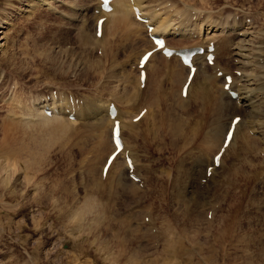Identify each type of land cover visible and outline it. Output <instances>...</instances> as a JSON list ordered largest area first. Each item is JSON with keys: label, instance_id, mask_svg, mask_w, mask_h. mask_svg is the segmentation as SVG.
<instances>
[{"label": "rangeland", "instance_id": "obj_1", "mask_svg": "<svg viewBox=\"0 0 264 264\" xmlns=\"http://www.w3.org/2000/svg\"><path fill=\"white\" fill-rule=\"evenodd\" d=\"M81 1L0 0V37L6 35L0 38V264H264V137L246 133L244 128L236 149L226 157L223 167H217L215 177L223 176L224 182L217 183L215 177L202 182L204 163L211 159L219 129L233 113H249L235 102L222 109L214 106L215 100H226L218 87L211 90L212 97L209 94L188 105L181 96V85L179 90L178 85L172 88L174 93L168 92L166 85L159 87L153 114L148 120L143 116L134 120L133 131L137 130L139 138L136 152L140 158L145 153L152 168L147 177L150 189L146 190L137 184L108 183L107 176L100 181L96 170L112 145L106 117L101 123L93 117H79L64 128L57 119L32 120L28 115L26 106L33 105V95L54 87L82 95L85 106L93 100L105 108L113 99L126 115L136 113L145 102L144 95L133 96L135 57L145 48L144 41L120 26L107 37L114 41L109 52L107 39L96 47L95 5L83 14V27L77 8ZM176 1L206 14L218 11L220 20L231 17L230 12L223 17L224 10L256 11V20L264 22V0ZM150 2L155 0H144L143 4ZM234 13L241 15L239 19L236 16L238 22L246 16L241 11ZM246 22L249 24L248 18ZM258 25L264 29V24ZM213 32L217 31L212 28L203 37ZM87 33L92 43H88L91 38ZM176 37L171 40L179 41L178 45L185 40ZM212 37L224 40L220 34ZM258 37L264 41L263 36ZM228 58L221 63L226 61L223 66L230 71L239 63ZM164 75L166 81L168 75ZM128 76L131 83L125 81ZM126 119L131 123L130 117ZM161 120L165 123L161 129L164 139L151 128ZM206 130L216 133L211 131L207 139ZM209 208L213 209L212 217ZM146 214L153 218H149L150 223L143 221ZM176 240L184 241L185 249Z\"/></svg>", "mask_w": 264, "mask_h": 264}, {"label": "bare ground", "instance_id": "obj_2", "mask_svg": "<svg viewBox=\"0 0 264 264\" xmlns=\"http://www.w3.org/2000/svg\"><path fill=\"white\" fill-rule=\"evenodd\" d=\"M101 2H102V0H97V2H95V1L92 2L91 0H82L81 3H77V6H78L77 8L80 10L79 11V15L80 16L82 15V17L80 19V22L82 23L81 25L83 27H84V25H83L84 24L83 23V21H84L83 20L84 19L83 18V14H85L90 7L95 5L94 10L92 9V12H95L94 15L97 16V18L95 16V18H96L95 19V26L93 25L94 26L93 28H94V31H95V32L93 31L94 39H96L95 35H96V32H97V24H98L99 17H101L103 15H107L106 19L103 22V30H104V33H103L104 38H103V40L104 41L107 39L108 36L112 37V34H115V32H117V29L120 26H125L124 30H127L128 35L131 34L132 36H135L139 40L141 39V41L142 40L144 41L143 45H145V48H143V51L140 52V54H138L135 57L136 58V60H135L136 62L134 63L135 64L134 65V70H135V73H137V74H135L137 76L136 77V81H135V82H137V84L135 85V89L133 91L134 92L133 96H135V98H138V96H140V95H144V97L142 99H143V101H145L148 104L147 105L148 109H147L146 113L143 115V120L144 119L148 120L149 116H151L153 114V112L155 110L153 105L157 102V99H158L157 98V96H158L157 89L159 87H160V89L161 88L164 89L165 85H166L167 91L168 90L172 91V88L174 90V86H176V85H178V88L177 87L176 88L179 90V86L181 85L180 86L181 96L183 97V100L184 99L188 100L187 101V105H188V102H191V101L195 102V101H199L203 97L204 98L208 97L210 92H211V90H216V88L218 87V91L220 92L221 95L223 94V97H225L226 100L223 99L222 97L220 99L217 98L218 100L217 101L215 100L216 103L213 101V103H215L214 106L217 107V105H219V107H221V109H222L224 107L225 108L231 107V103L234 104L233 102H235V103L237 102L238 104L242 105V107H244V109L248 110L249 113L247 115L243 116L242 118H240L239 122L236 124L235 129L233 131V138L231 139L230 143L228 144V146L224 150V154L222 156V160H221L220 164L219 165H213L214 164V156L217 153V151L221 148V146L223 145V143H224V141L226 139V134H227V132H228V130H229L231 124H232V121H233L232 119H233L234 116L239 115V113L238 114L237 113H235V114L233 113V115L230 117L228 123L226 122L227 124H225L222 128L219 129L220 130L219 138L217 140L216 146L213 149V154L211 156V159H210V161H207V162L204 163L205 164L204 168H205V174L206 175H208L207 174V172H208L207 171V167L210 166V165H213V172H212L211 177L209 178V180L214 179V177L218 173L217 171L220 169V168H217V167H219V166L223 167L224 162H226L225 161L226 157L230 153L232 154V152L236 149V147H237L236 144H237V141H238L239 134L243 133V129L244 128H245L244 130L246 131V133H247L248 130L252 129V130H255V132L258 133V135L261 138L264 137V70H262L263 69L262 67H264V51H263V48H264V43L263 42L264 41L262 40L263 41L262 42V41L257 40L258 35L259 36L261 35V36L264 37V29L262 30V28H261V30H260L259 26L254 27L253 24H248V26L246 27L245 24L243 23L244 20L242 18L239 20V22L236 20V16L238 15V13H236V14L234 13L233 16H231L232 14H229L228 18L230 16L231 17L229 19H227V20H226V18H227V16H226L227 14H226L225 15L226 18H225V20H223V22L222 21H218L215 24H212V25H217L219 22H221V24H220L221 26H217L218 27L217 29H221V31L219 33L220 34V38L224 37V40H222V41L219 40V41H221V46H220L219 41H217L211 35L209 38L206 37L207 39L201 38L200 40H197L195 42V43H201L206 48H208L210 39H213L215 44H216V47H215V50H214L215 54H216L215 55V61L213 63H209L208 62V59L206 58V55L208 54V50L207 49L203 53H198V54L194 55L193 59L195 60V63L197 64V69H196V71L194 73L195 75H194V77H193L192 81L190 82L189 87L187 89L188 90V94L186 96H184L182 88H183V84L188 79V76H189L188 73L190 71V67L183 62V60L180 58V56H177L176 54H173L170 57H168L161 50H155L149 56V58L147 59L148 61H147L146 65H145L146 76H147L146 84H145L146 88H142L141 87V76H140L141 68L139 67L140 57L148 49L153 48V47L156 46V44L152 40V37L149 35L148 24L149 23L150 24L154 23L153 32L160 31L161 32L160 34H162V33L166 34V32H170L169 29L167 30L168 26L171 24L170 16H166V17H163L161 19L162 14L156 12V10L152 11V12H147L146 10L143 11V5L142 4H143L144 0H112L111 3L113 5V9L110 10V11H106V10L102 9ZM209 2H210L209 0H206V4L209 3ZM135 4L140 7V9H141V11H142L144 16L145 15L148 16V21L144 22L142 20H139L136 17V15L134 14V10H133V7H134ZM183 6H184V4H183ZM98 7H99V10H98V12H96ZM74 8H76V7H74ZM179 9L180 8H178L177 10H179ZM185 9L184 10L180 9V10H182L184 12ZM76 11L78 12V10H76ZM242 16H244V15H242ZM240 17H241V15H240ZM244 18H245V16H244ZM254 19L256 21L257 18L254 17ZM213 21H215V20L212 19L210 23H212ZM183 22H184V18L181 19L180 23H183ZM185 26H187L186 23L181 26V28H184V29H182L183 31L180 30L181 32H179V33H182V35H184V37H179L181 39H184V38L187 39L189 33H192L191 36L194 35L193 33H194L195 30H193V32H191V31H189L191 29V27H185ZM241 26H244V28L242 30H240ZM207 27L209 28V25ZM257 28L259 30H257ZM187 29H189V30L185 31ZM201 29H202V27H200V30ZM251 29H253V30H251ZM211 30L212 29H209V33H210ZM85 31H86V29H85ZM0 32H2V31H0ZM86 32L83 31V33H85L84 35H86ZM173 33H176V31H173ZM232 33L234 35H235V33H238L237 34L238 36L235 37L234 35L233 36L231 35L230 36L231 38H230L228 34H232ZM219 34H216L217 35L216 37H218ZM89 35H90V33L88 34V37H89ZM221 35L223 37H221ZM5 36L3 35L0 38L3 39ZM166 36H167V42L169 44L173 45L176 48L178 46H188L186 44L182 45L183 43L178 45L179 41L178 42H172L171 38L174 37V36H172V37H169L168 35H166ZM248 36H251V37L253 36V38L252 39L248 38ZM91 37H89V38H91ZM232 37H235V38H232ZM89 38L88 39L86 38L87 39L86 42H88ZM217 39H219V38H217ZM258 39H259V37H258ZM97 40H99V38ZM97 40H95V42ZM115 41H116L115 43L118 42L117 40H115ZM131 41H134V38H132ZM135 41H137V40H135ZM90 42L92 43V38H91V41H89L88 43H90ZM113 42H114L113 39H111L110 37L107 39V41H106L107 44L105 45V47H106V49H108V52L111 49L110 46L113 44ZM222 44H223V49H222ZM176 45H178V46H176ZM106 49H104V50L106 51ZM105 54H106V52H105ZM228 57H234V62L236 64L239 63L238 66L235 64L237 68H235V70H234L235 73L234 74L232 73L233 79L230 82V86H229L230 88L237 90V92H238L237 96H233L231 94V92H230V89L224 87L226 82H227V80H228L227 79V73H230V71L226 68L227 66L226 67L223 66L226 63V61L222 65V63H223L222 59L225 60ZM170 62H172V65L169 64ZM219 70L223 71L222 75L217 73ZM238 70H240V72ZM165 73H167V75H168V79H166V81L164 80V77H165L164 74ZM132 74H133V71H132ZM130 79H129V76H128V78H126L125 81H128L129 83H131ZM126 88L129 89V86L126 85ZM177 89H176V91H178ZM179 92H177L176 94L178 95ZM213 92H215V91H213ZM173 93H170V94L174 96ZM165 94H167V92ZM214 94L215 95H219V93H217V94L214 93ZM211 95L212 94H210V96ZM179 96H180V93H179ZM227 97L229 99H227ZM169 98H170V96H169ZM133 99L134 98L132 97V100ZM14 100L18 101V99H14ZM91 101L92 102H90L89 105L85 106L84 103L80 105L78 115L74 119L66 118V115H64L62 112L56 113L55 115H51V116L44 114L40 110V102H41V98L40 97L38 98V100L33 101V105L26 106V110L29 111L28 115L33 118L32 120L41 118V119H44V120H48V119L50 120L51 119V121H55V120H52V119H57V121L59 123H62L61 125L64 128H68L67 124H71V122L74 123V121H76L78 117L83 118V119H88L90 117H93L94 119L98 120L99 122H100V119L102 117H106L105 120L106 119L108 120L107 121V125H109V124L111 125L109 129H110V140H111V144L112 145L110 146L109 150H106L105 148H106L107 142H105L106 144H105L104 149L107 151V153L106 154L104 153L105 157L102 158V163L100 162V164H98L99 168L96 170V171L99 172L100 181L103 180L102 176L104 177L103 165L105 164V162H106V160L108 158V155L117 148V145L114 143V140H113V126H114L113 123H114L115 118L116 119L120 118L121 119V124H122V135H121V137H122V140L124 142V147L119 151V153L117 154V157L111 163V165H110V167L108 169V175L106 177L107 178L106 180H108V183H109V180H111V182H116V183L119 184V186H120V184L122 182H124L125 184L126 183H129V184L131 183L132 185L133 184L134 185L137 184L138 186H142L143 190L150 189V184L149 185L147 184V177H148L149 174H151V171H152L151 169L152 168L150 169V166H149L150 163L146 162L147 160L145 159L146 157L144 156L145 153L143 154L142 158H140L139 155H138L139 153L136 152L135 141L137 140L136 138H138V137H137V133L135 131H137V130L133 131V126H135V124L137 123V122L136 123L134 122V118L133 117L136 116L142 110V108H144L143 107L144 105L142 106V104H144L145 102L140 104V106L138 107L139 110L136 113L135 112H133V113L130 112L129 115H126L125 113H122V110L119 107V104L117 103L116 105H117V108H118V113H117V116L115 118H112L110 110H109V104H110L111 100L108 102V104H107V106H105V108L102 107L103 105L100 106L98 103H96V101H93V100H91ZM166 101L168 102V100H166ZM139 103H141V102H139ZM17 104L19 105V103H17ZM23 107L25 109V106H23ZM13 109L15 110L16 108H13ZM13 109L11 111H13ZM18 110H20V109H18ZM18 110H15V111H18ZM13 113H14V111H13ZM26 115H27V112H26ZM127 117L131 118V123H129V124H128L127 119H126ZM86 123H87V121H86ZM164 124L165 123H162V120H161V122H156V123L154 122V126H151L152 131L153 130L159 131V133L161 134V129L163 128ZM136 126H138V125H136ZM211 126H212V124H211ZM105 128H106V125H105ZM102 129L105 130L104 128H102ZM107 130H105V131H107ZM214 130H215V128H214ZM148 131L149 130L147 129V131H145V132H148ZM206 131H207L206 132L207 136L205 134L204 135L208 139V136H210V132L213 131V130H211V131L206 130ZM83 132H85V131H83ZM92 132H94V131H92ZM101 132H102V130H101ZM100 133H99V135H100ZM127 133H128V136H127ZM208 133H209V135H208ZM213 133L215 134L216 132L213 131ZM102 134H103V132H102ZM104 134L107 135V133H104ZM171 134H172V132H171ZM155 135L157 137V133ZM212 135L213 134H211V136ZM217 135H218V133H217ZM102 137H105V136H102ZM129 137H132L133 140L128 139ZM160 137L163 138V133L160 135ZM100 138H101V136H100ZM140 138H142V137H140ZM104 139L102 138V140H104ZM212 139L213 138L211 137L210 140H212ZM262 139H264V138H262ZM210 140H209V142H210L209 144H211L212 141H213V140L212 141H210ZM81 141H82V139H81ZM100 142H102V141H100ZM103 143L104 142H102V145H103ZM246 144H248V143H246ZM109 145H110V142H109ZM162 145H163V143H162ZM100 147H101V145H100ZM261 148H262V146H261ZM13 149L14 148H12V150ZM101 149H102V147H101ZM107 149H108V147H107ZM243 151H244V149H243ZM97 153H98V151H97ZM126 154L132 156L133 161H134V171H136L137 174L140 175L141 180L136 181V179H135V181H134V179H131V177H129V172L130 171H129V166H128L127 159H126L127 158ZM102 155H103V153H102ZM96 156H98V155H96ZM238 156H240V155H238ZM151 159L153 160V158H151ZM140 161H142V163H140ZM148 166H149V170L147 169ZM16 169L17 168H15V170ZM91 172L94 173L93 171H91ZM155 173H156V171H155ZM154 175H156V174H154ZM8 178H6L7 183L10 182V179H8ZM201 178H203V176ZM96 180H97V178H96ZM215 181L217 183H219V184H222V182H224V177L223 176L222 177H218V178L215 179ZM108 187H109V185H108ZM43 189H45V188H43ZM51 190H52V187H51ZM13 192H14V190H13ZM15 192H17V191H15ZM53 193H54V191H53ZM46 194H48V193H46ZM149 196H150V194H149ZM37 200H35V201L37 202ZM39 201H41L40 198H39ZM46 202L47 201L44 202L45 205L48 203V202L47 203ZM49 206H51V205H49ZM22 207H24V206H22ZM51 210H52V208H51ZM147 210H148V208L146 209V211ZM152 220H153V218H151V221ZM184 229H186V228H184ZM181 232H186V230H184V231L181 230ZM15 238H16V236H15ZM14 240H16V239H14ZM177 242H180L179 245L181 244L180 245L181 249H185L184 246L182 245V244H184L183 243L184 241H182V243H181V241H177ZM172 243L175 244L174 241ZM176 245L177 244H175V246ZM172 247H173V245H172ZM172 247H171V249H172ZM28 253H30V252H28ZM30 255L32 256V258H34L33 257L34 254L30 253ZM38 255H39V253H38ZM19 258H20V256H19Z\"/></svg>", "mask_w": 264, "mask_h": 264}, {"label": "snow or ice", "instance_id": "obj_3", "mask_svg": "<svg viewBox=\"0 0 264 264\" xmlns=\"http://www.w3.org/2000/svg\"><path fill=\"white\" fill-rule=\"evenodd\" d=\"M103 3H107V0H103ZM160 43V42H158ZM151 55V53L147 54L145 57H144V60L147 61L148 57ZM143 79V77H142ZM139 119V118H138ZM239 122V117L236 118V121L233 122V124L235 125V123H238ZM116 134H117V146L119 147V138H118V132H119V125H117V128L115 130ZM232 136H233V133L232 131H229L227 133V139L230 141L232 139ZM114 159V158H113ZM219 160V157H217V161ZM111 163V161H110Z\"/></svg>", "mask_w": 264, "mask_h": 264}]
</instances>
